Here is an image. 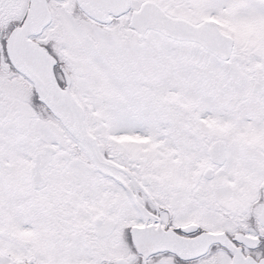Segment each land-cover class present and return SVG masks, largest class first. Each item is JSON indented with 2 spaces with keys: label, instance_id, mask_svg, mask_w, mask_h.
<instances>
[{
  "label": "snow or ice",
  "instance_id": "1",
  "mask_svg": "<svg viewBox=\"0 0 264 264\" xmlns=\"http://www.w3.org/2000/svg\"><path fill=\"white\" fill-rule=\"evenodd\" d=\"M0 264H264V0H0Z\"/></svg>",
  "mask_w": 264,
  "mask_h": 264
}]
</instances>
